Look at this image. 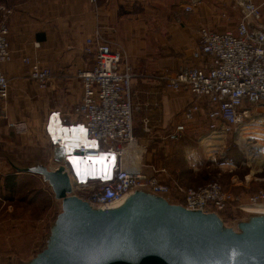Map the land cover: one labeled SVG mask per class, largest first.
<instances>
[{
	"label": "crops",
	"instance_id": "1",
	"mask_svg": "<svg viewBox=\"0 0 264 264\" xmlns=\"http://www.w3.org/2000/svg\"><path fill=\"white\" fill-rule=\"evenodd\" d=\"M6 2L0 7V25L5 23L10 29L12 60L3 68L10 83L9 97L0 101V180L3 185L8 176L32 175L12 173L9 161L19 165L57 164L55 148H63V165L74 183L100 184L111 176L115 159L93 163L97 160L79 157L81 145L96 147L98 144L86 137L74 115V108L83 95L79 73L93 69L95 64L94 56L85 53V42L100 33L103 42L124 52L134 70L131 86L134 135L146 145L142 164L147 174L154 175L152 168L165 170L157 174L162 183L172 184L177 180L199 187L216 177L220 167L222 170L217 176L223 182L221 185L240 197L244 206L250 205L251 195L264 188L261 170H251L238 182L236 177L229 176L232 174L229 165H218L217 158L223 154L231 134L238 132L222 134L210 130L205 117L208 110L205 101H202V111L195 121L184 120V112L195 99L189 91L176 92L169 88L165 78L183 68L203 66V60H196L194 56L202 29L218 33L236 29L242 15L233 0H200L193 5L192 11L186 10L191 0ZM255 2L261 6L264 23V0ZM25 58L39 60L50 69L53 79L46 90L30 79V66L24 62ZM206 61L211 59L206 58ZM257 108L253 107L256 116L247 130L252 138L264 139V128L259 126L264 125V113L256 111ZM258 115L263 117L262 121L256 120ZM181 124L187 131L179 135L176 127ZM147 126L148 132L145 131ZM59 140H62L61 144H58ZM132 148L133 151L126 148L124 164L127 168L141 160L138 148ZM256 156L258 154L252 152L250 158ZM74 159L90 161L86 163L94 166V170L85 172L83 165L78 170ZM37 177L51 193L42 177ZM173 199L177 200L178 195L174 194ZM53 206L49 220L48 215L45 217L42 213L33 217L24 232L26 236L45 239L47 227L55 215V201ZM31 207L29 209H33ZM9 211L14 212V209L8 207ZM4 215L0 221V264H9V258L24 257L9 255V249L3 248L9 236L7 224L10 220ZM246 215L237 209L222 214L232 221L245 220Z\"/></svg>",
	"mask_w": 264,
	"mask_h": 264
},
{
	"label": "built area",
	"instance_id": "2",
	"mask_svg": "<svg viewBox=\"0 0 264 264\" xmlns=\"http://www.w3.org/2000/svg\"><path fill=\"white\" fill-rule=\"evenodd\" d=\"M200 0H191L186 7L192 11ZM93 3L96 0H92ZM241 12V20L235 30L218 33L205 28L200 32L196 60H203V66L183 68L171 76H165L168 87L176 92L189 91L195 101L184 112V120L195 121L202 111V101L208 110L205 117L210 130L222 134L243 131L253 122L256 114L253 107H264V23L261 6L255 0H233ZM85 53L93 55V69L82 71L83 95L74 108V115L85 130L86 137L98 144L96 147L81 145L78 155L84 160H99L104 154L115 157L112 174L98 184L84 181L74 183L78 192H92L85 201L107 206L119 202L130 191L145 187L165 198L178 195L177 201L187 210L204 214H222L229 209L248 213L250 210L218 182L194 187L179 181L162 183L157 174L164 172L154 168L153 174L144 171L143 154L146 148L140 145L134 135L133 104L131 86L135 76L124 52L114 50L102 41L100 33L85 42ZM210 58L211 61H206ZM205 59V60H204ZM12 60L10 29L0 25V101L9 97L10 83L4 73V66ZM24 62L30 66V79L39 88L46 90L52 82L50 69L39 60ZM15 126L16 125H12ZM148 132V126L145 129ZM177 134L187 131L184 124L176 127ZM62 140L58 141L61 144ZM136 145L141 149L139 166H124V147ZM1 166V162H0ZM250 206L264 207V188L249 197Z\"/></svg>",
	"mask_w": 264,
	"mask_h": 264
},
{
	"label": "water",
	"instance_id": "3",
	"mask_svg": "<svg viewBox=\"0 0 264 264\" xmlns=\"http://www.w3.org/2000/svg\"><path fill=\"white\" fill-rule=\"evenodd\" d=\"M9 164L14 174L41 176L55 198L44 247L29 261L9 264H264V212L232 221L187 210L171 197L136 188L118 208L75 194L63 165Z\"/></svg>",
	"mask_w": 264,
	"mask_h": 264
},
{
	"label": "rangeland",
	"instance_id": "4",
	"mask_svg": "<svg viewBox=\"0 0 264 264\" xmlns=\"http://www.w3.org/2000/svg\"><path fill=\"white\" fill-rule=\"evenodd\" d=\"M4 2H6V0H0V7ZM256 111L264 113V108H257ZM257 120H263V117L261 115H258ZM259 126H262V128H264V125ZM242 132L244 133V130H239L238 133L234 135L231 134V137L228 139L226 148L223 149V154H220L217 158L219 166L224 164L230 166L229 168L232 169V174H229V176L236 177L238 182L240 180H244L245 175L251 170H261V175L264 176V139L252 138L251 136H249L248 132H245L246 138L248 137L246 142L249 143L246 145V147L244 146L245 142H241L240 140V136L243 135ZM140 145L144 148L146 147L145 144L140 143ZM252 152L258 154V156L252 158L253 160L250 158L252 157ZM103 157L109 158L110 156L104 154ZM83 167L85 172L86 170H89V172H91L92 169L94 170V166L89 163H86V165H83ZM221 170L222 169L218 167V175ZM217 174L216 177L213 176L214 178H212L211 181L207 184L212 182L223 184V182L219 178L220 176H217ZM17 178L20 179H17L14 192L9 190L6 191L3 187V183L0 180V221L3 213L5 214L4 218L8 217V219H10L9 223L7 224L9 225L7 231L9 233V236L7 240H5L6 244H3V248H6V250L9 249V255L15 254L18 256H23L24 258H21L19 260H21L22 262H27L31 260L38 253V251H40L44 247L45 239L43 240L39 237H29L26 236L24 232H26L28 225L33 221V217H37L41 213L42 216L45 217L46 215H48L49 220V217L50 215H52V211L54 209L53 202L55 200L53 199V194L49 193L46 187L43 186V184L41 185L42 181L39 177L35 175H21ZM39 188L44 189V191H40ZM94 188L95 191H98L99 185L94 184L93 188H91L90 190L93 191ZM30 189L32 190L31 193L27 192V190ZM91 191L89 193L75 191V194L79 197H87L86 199H88L89 195L92 193ZM32 204L34 205L33 207H31ZM8 207H12L14 209V212L9 211L10 213H8ZM29 207L33 209H29ZM247 208L252 209L254 207L247 205ZM262 212H264V209ZM16 233H18V235H15ZM12 259L13 258H9V263L12 261Z\"/></svg>",
	"mask_w": 264,
	"mask_h": 264
},
{
	"label": "bare ground",
	"instance_id": "5",
	"mask_svg": "<svg viewBox=\"0 0 264 264\" xmlns=\"http://www.w3.org/2000/svg\"><path fill=\"white\" fill-rule=\"evenodd\" d=\"M256 118H258V116L256 117ZM257 120V119H256ZM262 121V120H261ZM248 128H246L245 130H244V133H243V135H241L240 136V140H241V142H245L244 143V146H246L247 144H249V143H247L246 142V140L248 139V137L246 138V136H245V132L247 133L248 132V130H247ZM136 145H128V146H126V147H124V161H125V156L127 155L126 154V148L127 147H130V150H134L132 147H135ZM247 147V146H246ZM136 148H139L138 146H136ZM139 150V154H141V150L140 149H138ZM124 166H125V164H124ZM134 166H139V162H137V163H135V165ZM126 167V166H125ZM127 168V167H126ZM125 200H126V198L124 197L122 200H120L119 202H116V203H114V204H112L113 205V207L112 208H118V207H120L124 202H125ZM257 209V210H256ZM263 209H264V207H260V208H252V209H249L250 211L249 212H262L263 211Z\"/></svg>",
	"mask_w": 264,
	"mask_h": 264
},
{
	"label": "trees",
	"instance_id": "6",
	"mask_svg": "<svg viewBox=\"0 0 264 264\" xmlns=\"http://www.w3.org/2000/svg\"><path fill=\"white\" fill-rule=\"evenodd\" d=\"M16 183H17V176L13 175V176L6 177L4 181L5 190L14 192Z\"/></svg>",
	"mask_w": 264,
	"mask_h": 264
},
{
	"label": "snow or ice",
	"instance_id": "7",
	"mask_svg": "<svg viewBox=\"0 0 264 264\" xmlns=\"http://www.w3.org/2000/svg\"><path fill=\"white\" fill-rule=\"evenodd\" d=\"M80 131L83 132L84 130L81 129ZM105 159H112V160H114L115 157L114 156L113 157H109V158L102 157L100 160L94 161L93 163H103ZM73 163L77 166L78 170L80 169V166L81 165H86V161H77L75 159L73 160ZM104 178H107V176H105Z\"/></svg>",
	"mask_w": 264,
	"mask_h": 264
}]
</instances>
